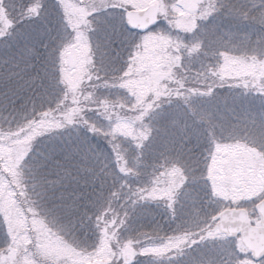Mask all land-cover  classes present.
Returning a JSON list of instances; mask_svg holds the SVG:
<instances>
[{"label":"trees","instance_id":"trees-1","mask_svg":"<svg viewBox=\"0 0 264 264\" xmlns=\"http://www.w3.org/2000/svg\"><path fill=\"white\" fill-rule=\"evenodd\" d=\"M104 1L80 12L98 80L72 94L74 2L0 0V256L27 239L18 250L33 249L40 264L68 262V252L78 264L105 246L133 249V264H252L235 240L204 235L224 209L264 196L252 189L264 179V93L242 88L264 79V0H207L195 29L159 17L148 36L165 35L178 64L159 100L138 106L147 87L118 80L138 70L124 50L147 36L126 28L121 0ZM234 186L250 196L233 199ZM43 241L60 247L58 260Z\"/></svg>","mask_w":264,"mask_h":264},{"label":"rangeland","instance_id":"rangeland-1","mask_svg":"<svg viewBox=\"0 0 264 264\" xmlns=\"http://www.w3.org/2000/svg\"><path fill=\"white\" fill-rule=\"evenodd\" d=\"M75 5H71L72 7L68 6V11L71 13V16L69 14V18L71 20L72 26L76 29H78V33L74 32V38H73V44L70 48L67 58L68 63L71 67L70 71L66 74L65 82L67 84V87L71 91V93H75V89L82 87V85L87 84L89 81L95 79L98 80V77L91 76V70H92V51L90 47V42L88 40V32H86L89 25H87L85 17L80 16V12L82 11V7L86 10L92 9L94 11H99L102 9H105V1L104 0H72ZM108 1V0H106ZM111 3H107L108 6H113L112 4H118L117 0H110ZM123 2V6L120 5L118 9L120 8L121 14H123V23H124V13L128 10H143L147 8L151 4H158L159 5V17L162 18L163 25H169L170 27H179V29H195L197 26V23L199 19L202 18V11L207 5V0H121ZM71 2V1H70ZM88 2V4H87ZM125 3V4H124ZM72 4V2H71ZM89 8V9H88ZM101 8V9H100ZM207 8V7H206ZM161 22V24H162ZM77 26V27H76ZM147 37L143 38V41H141L140 45L137 46L136 49H132L130 51L129 49H125L124 53H127V58L130 60H133L134 67H137V72L128 73L126 77H121L118 81L119 82H126L128 86L132 85L133 83H137L138 89L137 92L140 91V87H147L145 90V93L147 94L145 97L137 95V106L141 104H145L146 101L149 99L150 103L148 105L156 103L159 98L156 96V94L159 93L160 89H165L166 87H169L171 83H173V69L176 64H178L177 60V53L175 52V49L172 48V46L169 47V45L166 43L167 37L165 35L161 36L158 33L153 34L150 33L148 36V33L145 34ZM260 72H262V75H264V65L260 66ZM132 72V71H131ZM161 75V79H157V76L159 77ZM242 88H245L249 90L250 88L258 90L262 93H264V79L259 81L255 87H251L250 85L242 84ZM153 93H156L153 95ZM80 95H82V92H79L78 95H76L75 100H78L80 98ZM77 109V110H76ZM76 109L72 110L71 117L69 118L67 125H71L75 122L76 116L80 115V107L79 105L76 107ZM230 152L225 153L227 157H231ZM221 156L222 154H219V156L216 158V161L212 166L219 167L221 162ZM247 160V162L255 167L256 166V160L255 157L249 156L246 154L244 156ZM221 162V163H220ZM259 162V161H257ZM236 180V179H235ZM232 183H235V181H232ZM237 184H240L239 181L236 180ZM242 185V184H241ZM236 188H239L237 191V195L233 196V199H236L239 197L240 193L247 194L250 196V189L246 186H234ZM264 187V179L261 181L259 185L254 186L252 189L254 190V193L259 192L260 189ZM263 190V189H262ZM142 193V192H140ZM261 193V192H260ZM173 197H171L169 200H172ZM250 217L253 221V223H257L259 221V216L257 215L254 206L250 207L248 209ZM39 227V226H37ZM207 230L208 233L204 236H209V239L212 240L216 237H219L221 234L218 231V226L215 227L214 223L210 222V224H207ZM206 231L204 229L203 231H199L200 233H193L195 235H188L183 236L182 240H178L176 242L168 243V249H170V244L177 243V244H184L186 241H191L195 236H201L203 235V232ZM220 234V235H219ZM223 236V235H222ZM27 239L24 240H18L16 241V249L17 251L14 253H5L0 256V264H40L36 261V256H33L32 250H27L26 252H20L18 250L20 247L22 249H27V246H29ZM48 244H41L44 248V252L50 253L47 256V259H53L55 257L57 260L58 258L55 256L57 252L61 253L60 247L55 249L54 246L56 243H49L47 241H43V243ZM54 242V241H53ZM235 242L237 243L238 247H243V245L240 243L239 239H236ZM156 247H158L155 244ZM244 248V247H243ZM22 251V250H21ZM67 252L65 253V255ZM68 252L67 256L69 257L68 262H64L61 264H68L72 263V258H70ZM88 254V259H96L95 261L101 262V264H133V259L135 258V252L131 248H125V246H116V248H109L108 246H105L103 250L100 251V253ZM60 256L62 254H59ZM64 255V256H65ZM45 257V255H43ZM59 256V257H60ZM130 258H128V257ZM76 257V261L79 262L78 264H86L87 262H91V259H86L84 256L78 254ZM127 258V259H126ZM61 258H59L60 260ZM67 258H64L66 261ZM86 259V261H84ZM129 259V260H128ZM91 260V261H90ZM124 261V263H123ZM49 262V260H48ZM57 264H60L57 262ZM74 264V263H73ZM252 264H264L263 263H252Z\"/></svg>","mask_w":264,"mask_h":264},{"label":"water","instance_id":"water-1","mask_svg":"<svg viewBox=\"0 0 264 264\" xmlns=\"http://www.w3.org/2000/svg\"><path fill=\"white\" fill-rule=\"evenodd\" d=\"M159 5L152 4L144 10H130L125 13L124 21L128 29L145 33L155 27ZM256 210L261 216L260 226L251 223L249 213L245 209H227L219 217V230L229 238L240 236L243 245L252 254L255 261L264 258V199ZM88 264H100L98 262Z\"/></svg>","mask_w":264,"mask_h":264}]
</instances>
